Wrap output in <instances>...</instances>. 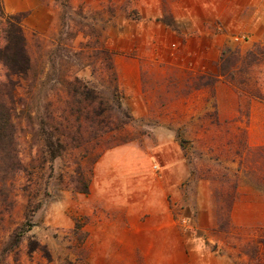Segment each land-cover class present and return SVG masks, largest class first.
I'll list each match as a JSON object with an SVG mask.
<instances>
[{"label": "rangeland", "instance_id": "374dc122", "mask_svg": "<svg viewBox=\"0 0 264 264\" xmlns=\"http://www.w3.org/2000/svg\"><path fill=\"white\" fill-rule=\"evenodd\" d=\"M3 1L33 70L6 101L0 264H264V0ZM203 18L219 56L183 34ZM42 121L74 137L55 160Z\"/></svg>", "mask_w": 264, "mask_h": 264}, {"label": "trees", "instance_id": "16d2710c", "mask_svg": "<svg viewBox=\"0 0 264 264\" xmlns=\"http://www.w3.org/2000/svg\"><path fill=\"white\" fill-rule=\"evenodd\" d=\"M23 22V15L7 14L5 11L4 1L0 0V146L13 138L15 129L13 112L9 110L8 106L6 105V101L8 98H16L15 83L26 80L29 73H31L33 70V58L29 52L28 40L24 35ZM102 52L103 54H109V52L106 50H103ZM112 55L116 56L115 53H112ZM112 68H114L113 63ZM117 77L118 76L115 73V82L118 81ZM75 83H78L81 86L76 85L75 89H70V92L75 93L78 98L85 97L87 100H90L92 104L96 105L97 107L96 112H98V117L102 118L107 108L105 102H103L100 98V94L91 90L86 84H83L79 78L75 79ZM117 92L118 90H116L112 100L117 104L118 108L121 109L122 104L119 96L116 95ZM259 98L264 101L263 98ZM79 120H81V118H79ZM97 122H102V119H99L98 121L93 120V123L96 124ZM50 125L52 126V124ZM41 128L43 133L48 135V139L46 140L47 152L51 155L52 160H55L61 156L64 151H66V143L68 142L67 139L71 138V141H73L74 137H68L66 134L54 135L53 133H48V131H46L47 129L45 121H42ZM66 128L70 129V124H68ZM76 133L80 140L82 137L81 125L76 129ZM102 137L103 136L99 135L97 138L99 143L97 146L101 145L100 140ZM100 153L102 152L96 154L94 160L100 158ZM19 168L20 161L17 157V169ZM92 178V170L88 175H81V178L79 179L80 185L75 191L88 195L91 188ZM258 186L259 188L264 189V181L259 183ZM76 229L78 231L81 229L80 223L78 222L76 224ZM17 236H21L19 230L17 231Z\"/></svg>", "mask_w": 264, "mask_h": 264}, {"label": "crops", "instance_id": "0c3cea01", "mask_svg": "<svg viewBox=\"0 0 264 264\" xmlns=\"http://www.w3.org/2000/svg\"><path fill=\"white\" fill-rule=\"evenodd\" d=\"M21 3H23V8L24 9H20L17 10V12H29V11H36L40 8V2L39 0H19ZM6 5L8 7V3L6 0ZM147 18H149L146 15V20ZM152 18V17H151ZM150 23H152V20H149ZM213 20H207L205 18L201 19V23L197 22L194 23L195 26H193V22H192V26H190V30L184 32L183 34H185L187 37H197L198 40H210L211 44L210 46H208V50L214 52L215 55L219 56L221 54V48L224 46L223 40L220 39V36H216L215 35V30L208 27L210 25V23H213ZM155 25H157V27L161 28V24L160 23H155ZM193 39V38H192ZM133 71L135 70V76L136 78L134 79V81H131V88L137 87L141 89V84L138 81L139 80V66L134 63L133 64Z\"/></svg>", "mask_w": 264, "mask_h": 264}]
</instances>
